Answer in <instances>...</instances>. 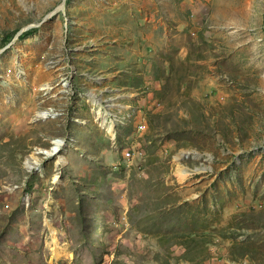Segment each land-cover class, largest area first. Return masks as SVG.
Masks as SVG:
<instances>
[{
	"label": "rangeland",
	"instance_id": "1",
	"mask_svg": "<svg viewBox=\"0 0 264 264\" xmlns=\"http://www.w3.org/2000/svg\"><path fill=\"white\" fill-rule=\"evenodd\" d=\"M141 8L174 35L139 67L117 38ZM23 263L264 264V0H0V264Z\"/></svg>",
	"mask_w": 264,
	"mask_h": 264
},
{
	"label": "crops",
	"instance_id": "2",
	"mask_svg": "<svg viewBox=\"0 0 264 264\" xmlns=\"http://www.w3.org/2000/svg\"><path fill=\"white\" fill-rule=\"evenodd\" d=\"M141 10L142 12H138V14H133V15L129 14V17L127 19L128 24L133 23L132 24L133 29L131 30L130 28H128V30H130L129 34L127 32L128 36L124 35L126 33L123 30V28H121V30H119V37L117 38V44H118L117 47H119L120 51L123 52L121 55L123 56L121 58V61L125 62L127 60L125 56H127V58L133 57L134 62L139 63L138 64L139 67L141 66L140 61L142 62V57H141L142 55L144 54L146 55L151 50L152 52H155L156 45H159L162 42L163 43L169 41L172 42L174 35L173 32H170V36L172 38L167 39L168 33L166 31L164 24L162 23V17H161L162 13L159 12L158 15L157 11L156 13L150 12L151 15L149 16L147 15L148 12L146 9L141 8ZM116 25L119 26V23L116 22ZM131 35H133V37ZM121 37H125V38H121ZM127 41L129 43H133V46L122 45V43H127ZM105 45H109V44L105 42V44L101 46V48L96 49V54L100 55L99 57L103 58V61L104 59H106L108 56L111 55V53L106 51L108 49H105L106 48ZM151 46L153 47V49L151 48ZM134 72L138 73V71H134ZM113 76L115 75H112V77Z\"/></svg>",
	"mask_w": 264,
	"mask_h": 264
},
{
	"label": "bare ground",
	"instance_id": "3",
	"mask_svg": "<svg viewBox=\"0 0 264 264\" xmlns=\"http://www.w3.org/2000/svg\"><path fill=\"white\" fill-rule=\"evenodd\" d=\"M63 9H64V6L62 5L59 10H63ZM98 81L100 82V80H98ZM89 96H90L91 104H93L95 106V110L97 111V114L99 116H102V115L104 116L105 114L106 115L109 114L108 113L109 112L108 109L109 108H112V107H108L107 110H104L102 98L97 97L92 92L90 93ZM130 96H132V94H130ZM113 106L116 107L115 104ZM120 107H122V106H120ZM39 115L41 117H43V118L44 117L45 118L47 117V114L46 113H42L41 112V114H39ZM104 121H105V123L106 122L108 123V126L106 124L105 125H106V128H108L109 131H113L114 132L116 130V120L108 121L107 118H106ZM61 144H62L61 141H57L53 150H51V151H49V150H47V151L46 150H42V152L44 154L46 153L48 156L53 155L55 152H57L59 150ZM188 157H191L193 159H199V158H201V154H199L196 151H189V150H187V151L180 152L177 156H175L176 161H181L183 158H188ZM64 161H65L64 156H60L58 158L57 164H59L61 162H64ZM36 163H39V162H36ZM180 173H181L182 176H186V175H188L189 172L186 169H182L181 168L180 169ZM54 181L59 183L60 182V175H55ZM52 233H53V236L52 237H53V241H54V246H52L53 247L52 248V256H53L52 259L53 260H57V259L59 260V259H61L63 257L64 250L62 249V247H61V245L59 243V239H58V237L56 235V231L52 229Z\"/></svg>",
	"mask_w": 264,
	"mask_h": 264
},
{
	"label": "clouds",
	"instance_id": "4",
	"mask_svg": "<svg viewBox=\"0 0 264 264\" xmlns=\"http://www.w3.org/2000/svg\"><path fill=\"white\" fill-rule=\"evenodd\" d=\"M121 108H124V109H128V106L126 105V103H122V107ZM50 109V108H49ZM49 109H46V110H43V111H41V112H44V111H49ZM52 109V108H51ZM52 111V113L51 114H48V116H50V115H52L53 113H55V110L54 109H52L51 110ZM54 111V112H53ZM116 117H118V120L116 121V129L117 128H119V126L120 125H125L126 124V120H127V118L124 116V114H122V117H120V116H116ZM115 117V118H116ZM45 118V117H44ZM119 122V124H117ZM137 125H138V122H137ZM141 125H144V124H141ZM145 126V125H144ZM138 129H144V128H141L140 126L138 127ZM116 131V130H115ZM59 141H61L62 142V144H61V146H60V148H59V150L57 151V152H55L53 155H50V156H48V157H54V156H56V155H58L60 152H63L64 150H65V145H66V141L65 140H63V139H60ZM54 143V141H52L51 142V144H50V147H49V149H45L46 151L47 150H49V151H51V150H53L54 149V147H55V145L53 144ZM56 143V142H55ZM40 151H42V150H39L38 151V154H42V153H39Z\"/></svg>",
	"mask_w": 264,
	"mask_h": 264
},
{
	"label": "built area",
	"instance_id": "5",
	"mask_svg": "<svg viewBox=\"0 0 264 264\" xmlns=\"http://www.w3.org/2000/svg\"><path fill=\"white\" fill-rule=\"evenodd\" d=\"M68 80H70L68 77L66 78V80H64L65 85H66V84H70V83H68ZM94 94H95L97 97L101 98L100 95H98L97 93H94ZM106 102H107V101H106ZM105 104H106V103H104V105H105ZM114 104L116 105V107H120V106H122V104L113 103V105H114ZM104 105H103V106H104ZM108 107H111V105L109 104ZM120 108H121V107H120ZM107 109H108V108H107ZM107 109H106V110H107ZM109 109H110V114L107 115V117H108L107 120H108V121H112V120H116V121H117V120H118V117H116V118H110V116L112 117V115H113V114H112V110H113V108H109ZM51 110H52V109L50 108L49 111H47V112L44 111L43 113L51 114V113H52ZM53 112H54V111H53ZM116 116H117V115H116ZM140 127H141V128H144L145 126H144V125H140ZM57 141H59V140H54V143H53V144L55 145V144H56L55 142H57ZM126 155L130 156V152L127 151Z\"/></svg>",
	"mask_w": 264,
	"mask_h": 264
},
{
	"label": "water",
	"instance_id": "6",
	"mask_svg": "<svg viewBox=\"0 0 264 264\" xmlns=\"http://www.w3.org/2000/svg\"><path fill=\"white\" fill-rule=\"evenodd\" d=\"M25 31H26V30H23L22 33H24ZM22 33H20V34L18 35V37H19L20 35H22Z\"/></svg>",
	"mask_w": 264,
	"mask_h": 264
}]
</instances>
